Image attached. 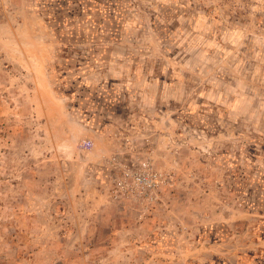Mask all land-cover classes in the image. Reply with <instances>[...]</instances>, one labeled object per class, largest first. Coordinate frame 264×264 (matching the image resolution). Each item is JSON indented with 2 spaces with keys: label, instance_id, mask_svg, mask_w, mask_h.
<instances>
[{
  "label": "rangeland",
  "instance_id": "374dc122",
  "mask_svg": "<svg viewBox=\"0 0 264 264\" xmlns=\"http://www.w3.org/2000/svg\"><path fill=\"white\" fill-rule=\"evenodd\" d=\"M93 5L0 0V264H264V0Z\"/></svg>",
  "mask_w": 264,
  "mask_h": 264
},
{
  "label": "trees",
  "instance_id": "16d2710c",
  "mask_svg": "<svg viewBox=\"0 0 264 264\" xmlns=\"http://www.w3.org/2000/svg\"><path fill=\"white\" fill-rule=\"evenodd\" d=\"M99 0H32L33 5L46 22L53 28L58 41L62 44L60 48H57L56 52V69L57 72H65V69L70 67V63L75 61V58H82L84 55L82 51L73 46L72 43L85 44L87 42L94 43L97 41L93 36H86L81 32L78 35L77 31L68 30L67 27L73 22L77 11L79 15L85 14L88 19L92 18V12H89L95 7V3ZM77 4L78 8L70 9V5ZM70 15L72 17H70ZM72 20V21H71ZM95 54L93 53L92 58ZM79 56V57H78ZM79 58V59H80ZM76 67H80L76 64ZM69 97L73 96V92H68ZM74 102L69 104V108L74 106Z\"/></svg>",
  "mask_w": 264,
  "mask_h": 264
}]
</instances>
